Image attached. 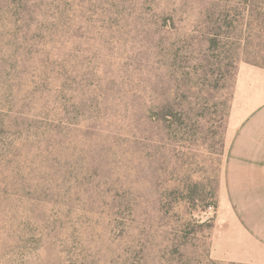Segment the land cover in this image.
I'll return each mask as SVG.
<instances>
[{"label": "rangeland", "instance_id": "obj_1", "mask_svg": "<svg viewBox=\"0 0 264 264\" xmlns=\"http://www.w3.org/2000/svg\"><path fill=\"white\" fill-rule=\"evenodd\" d=\"M243 14L0 0V264H237L211 254L237 77L264 64Z\"/></svg>", "mask_w": 264, "mask_h": 264}, {"label": "crops", "instance_id": "obj_2", "mask_svg": "<svg viewBox=\"0 0 264 264\" xmlns=\"http://www.w3.org/2000/svg\"><path fill=\"white\" fill-rule=\"evenodd\" d=\"M212 258L264 264V69L241 66L229 126ZM233 210L228 211V203Z\"/></svg>", "mask_w": 264, "mask_h": 264}, {"label": "trees", "instance_id": "obj_3", "mask_svg": "<svg viewBox=\"0 0 264 264\" xmlns=\"http://www.w3.org/2000/svg\"><path fill=\"white\" fill-rule=\"evenodd\" d=\"M243 4V10L244 14L242 19L238 20L239 26H240V33L242 37L240 38V43L242 44L243 48H246L248 50V47L251 42L252 36L255 34V31L264 32V0H242ZM259 8V9H258ZM219 28L222 29V25H218ZM224 36L220 34V32H216L215 34H212L209 36V46L211 48L210 51H214V48L216 50L220 49L218 46L221 43V39ZM228 41L229 38H226ZM238 40V39H237ZM224 45V44H223ZM229 44H225V47L227 48ZM264 62V59H263ZM248 64H252L255 66L260 67L261 69H264V64L260 63H251L247 62ZM161 114H159L160 116ZM169 114L162 115L163 118L168 117Z\"/></svg>", "mask_w": 264, "mask_h": 264}, {"label": "built area", "instance_id": "obj_4", "mask_svg": "<svg viewBox=\"0 0 264 264\" xmlns=\"http://www.w3.org/2000/svg\"><path fill=\"white\" fill-rule=\"evenodd\" d=\"M211 210H212V208H211Z\"/></svg>", "mask_w": 264, "mask_h": 264}]
</instances>
